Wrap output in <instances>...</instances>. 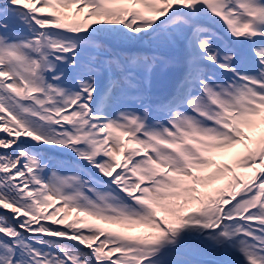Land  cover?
<instances>
[{
	"label": "snow or ice",
	"instance_id": "6c2138e0",
	"mask_svg": "<svg viewBox=\"0 0 264 264\" xmlns=\"http://www.w3.org/2000/svg\"><path fill=\"white\" fill-rule=\"evenodd\" d=\"M0 264H264V0H0Z\"/></svg>",
	"mask_w": 264,
	"mask_h": 264
},
{
	"label": "rangeland",
	"instance_id": "374dc122",
	"mask_svg": "<svg viewBox=\"0 0 264 264\" xmlns=\"http://www.w3.org/2000/svg\"><path fill=\"white\" fill-rule=\"evenodd\" d=\"M259 135H260V132L258 131L257 132V136H259ZM242 149H243V146L236 145V146H233V147H231L229 149L223 150V154L217 157L218 164H220L221 166H223L224 164L234 166L235 165V160L238 157L237 155L241 154L240 151H242ZM234 153H236V155L233 156ZM235 156H237V157H235ZM207 171H211V169L206 170V173H207ZM223 174L224 173L222 172V175ZM216 183L217 184H220V183L222 184L223 181L222 180H218ZM132 233H135V229L132 230Z\"/></svg>",
	"mask_w": 264,
	"mask_h": 264
},
{
	"label": "trees",
	"instance_id": "16d2710c",
	"mask_svg": "<svg viewBox=\"0 0 264 264\" xmlns=\"http://www.w3.org/2000/svg\"><path fill=\"white\" fill-rule=\"evenodd\" d=\"M240 152H241V154H242L243 149H242V151H240ZM241 154H239V155H241ZM234 155H236V153H234L233 156H234ZM239 155H237V156H239ZM237 156H235V157H237ZM220 184H221V183H220ZM137 231H138V230L135 229V233H132V234H136Z\"/></svg>",
	"mask_w": 264,
	"mask_h": 264
}]
</instances>
